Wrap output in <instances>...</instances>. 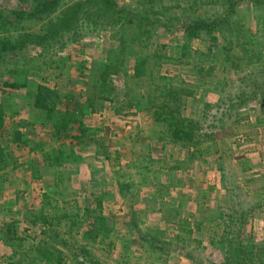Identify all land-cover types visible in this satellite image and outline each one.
Here are the masks:
<instances>
[{"label": "rangeland", "instance_id": "rangeland-1", "mask_svg": "<svg viewBox=\"0 0 264 264\" xmlns=\"http://www.w3.org/2000/svg\"><path fill=\"white\" fill-rule=\"evenodd\" d=\"M79 1L82 0H64L59 12L43 21H17L14 12L30 11L31 2L0 0V9L13 23L2 28L0 36L16 40L27 33L39 34L41 28L57 21L62 9ZM117 1L154 22L145 25L153 35L144 51L166 56L161 64L148 69L151 79H115L120 96L126 90L132 92L133 98L142 99V110L115 114L112 104L102 103L104 106L95 112L81 114L74 110V102L69 103L72 107L66 112L54 114L64 116L62 122L76 120L69 123L75 132L60 140L54 132V120L30 103L27 92L32 93L37 84L58 89L62 94L73 92L75 98L85 102L84 92L90 89L84 84L88 82L85 75L91 69H100L117 40L114 31L94 30L88 19L82 22V18L78 25L82 36L78 41L69 43L73 34L65 32L67 46H54L55 61L70 58L61 71L45 66L35 69L28 64L26 57L40 50L34 46L22 50L20 56L9 55L0 65V71L14 69L17 64L28 66L32 80L30 89L11 90L3 85L9 76L0 78V105L11 106L7 126L20 127L28 140L13 149L21 166L9 169L6 181L0 177V233L4 237L0 241V264H8L14 254L16 260L23 259L24 254L29 262L30 248L43 240L63 252L65 264H78L82 258L100 264H264V257L254 259L231 250L232 244L237 247L239 243L246 249L249 242L264 247V68L247 66V61L235 57L240 55V49H226L221 41L211 47L209 37L194 39L184 48L176 33L168 35L156 24L174 15L187 21L221 16L231 25L240 20L245 30L260 37L254 27L262 21L257 23L256 19L264 15L263 3L236 0L238 7L231 17V4L225 0H205L209 4L199 6L196 12L190 8L192 0H154L158 3L154 8L146 0H142L145 4L141 0ZM133 59L129 61L130 74ZM172 88L183 91L172 94ZM163 105L195 122L198 127L194 131L207 136L203 144L187 150L181 144L161 141L162 124L155 120L157 108H150L161 109ZM81 122L100 143L98 148L104 149V155L95 154L93 145L79 151L86 139H75L80 136L77 129ZM38 147L42 151H37ZM72 148L83 154L82 164L48 169L42 161V152L69 153ZM30 162L41 167L42 181L38 184L30 181ZM56 182L58 188H53ZM54 192L58 195L51 204L44 196ZM89 209L105 221L104 233L95 232L96 241L84 236L93 225L87 219ZM42 211L52 215L51 230L61 232L66 239L70 237L71 245L79 241L78 246L91 255L85 258L55 236L43 235V228L35 225L32 217V213ZM242 221L245 224L241 226ZM8 224L16 225L14 231L8 229ZM145 236L156 242V249L150 248Z\"/></svg>", "mask_w": 264, "mask_h": 264}, {"label": "trees", "instance_id": "trees-1", "mask_svg": "<svg viewBox=\"0 0 264 264\" xmlns=\"http://www.w3.org/2000/svg\"><path fill=\"white\" fill-rule=\"evenodd\" d=\"M25 1H27L26 3L31 2V9L28 12H14L17 21H20L24 18L28 19V21H43L44 19L50 18L52 15H54V13L59 12L64 2V0ZM146 1L147 5L152 8L158 4L154 2V0ZM191 2L192 4L190 5V8L195 12L198 10L199 6L207 5V3L209 4V2L205 0H192ZM225 2L231 4V12H229L228 15L233 17V11L237 10L238 2L236 0H225ZM255 2L258 4L263 3L262 5H264V0H255ZM60 14L61 16L57 19V21L49 23L41 28L39 30V34L27 33L19 36V38L16 40H12L9 37L0 36V65L6 61L9 55L20 56L22 50L27 49V47L34 46L35 49L38 47L40 50H37L36 54L31 53V55L34 56H30L29 54V56L26 57L29 62L28 64H32L33 67L35 66V69H42V66H45L48 68V70L61 71L66 66V64L70 62V58H56L55 61L54 50L56 48H54V46L59 43L61 44L60 49L67 46V43L64 42V38L66 36L65 32H72L73 34L71 37H69L70 39L68 38L69 43L78 41L81 36L80 32L78 31V25L80 24L82 18V22H85L88 19L87 22H90L94 26V30L106 31L105 29H111L114 31L113 37L117 38L116 47L106 53L105 63L100 67V69H91L89 75H85L84 79H87L88 82L84 84L90 88L88 91L85 90L89 93L85 95L86 92H84V96H86L85 102L81 103V98H75L73 92L62 94L60 90L43 84H37L36 88L32 89V93L27 92V97L30 100V103H32L34 109L37 111L47 112L48 117L54 120L53 128L55 135L61 140L63 138L66 139L71 137V134L73 135L75 132L71 128L70 124L75 123L76 120L70 119L68 121L62 122V120L65 119L63 118L64 116L55 115L58 113L63 114L66 112V108L68 107L70 109L72 106H70L69 103L72 102L75 103L74 110H77V113L81 114H83L82 112H95L104 106L102 103L112 104L115 114H123L127 110H142V99L140 101L136 100V98H133L132 92L126 90L124 96H120V90L115 84V79L122 78L123 82H127L128 79L133 82H143L146 78L151 77L148 69L152 67L155 68L156 64L160 63L163 57L166 58V56L162 57L156 52L152 54L151 50L144 51V49L148 50L153 35L151 28L146 29L145 25H152L154 22L148 17L139 16V13L134 9H128L126 7L120 6L117 0H82L66 6L60 11ZM259 19L262 21L258 23L257 21ZM153 20L155 21V19ZM256 22L259 24V26L257 24L254 28L260 37H256L255 35L248 32V30H245L240 20L239 22L234 21L231 25L230 20L221 16L211 19L198 18L197 20L187 21L183 18L179 19L174 15L170 18H166V21H159L156 24L159 26L161 25V27H163L162 29L169 33L168 35L174 36L176 33L177 36L183 40L182 47L184 48H188V43L194 39L203 37L205 40L207 37H209L210 40L208 41L211 47H215V45L221 41L225 44L226 49H231L233 51L235 50L234 48L240 49V55H236V59L240 58L242 61H247L246 64L249 67L257 66L263 69L264 41L262 40H264V15L257 17ZM10 24L13 23L9 21L8 15L0 9V31L2 28L8 27ZM75 26L77 27L75 28ZM74 28L76 30L73 31ZM215 33L219 34L218 37L214 36ZM136 46H139L138 49ZM131 58L134 59L132 62V73L130 74L129 61ZM22 67L23 66H21V64H17L15 65L14 69L0 71V78H2V80L9 76L8 80L3 83L4 87L11 90L30 89V83L32 84V80L29 79L28 66L25 68ZM33 75L35 76V74H32L31 77ZM161 80L166 79L161 78ZM177 90L180 91L182 89L172 88V94L176 93L175 91ZM153 108H157L155 112V120L157 123L162 124V132L160 135L161 141H168L172 144H181L182 148L189 150L202 145L204 138H207L206 135L200 136L197 133L198 131H194L195 128L198 127L195 122L187 118H183L180 115V112L177 110H172L169 105H163L161 109L158 106H153L150 109L152 110ZM10 110V105L7 107L4 104L0 105V172H4L2 175H0V177H5L4 181H6V176L9 174V169H17L19 166H21L18 163L19 158L14 157L13 149L19 148L22 144H26L28 142L27 138H25L26 136L23 130H21L20 127L11 128L7 126L8 115L10 117ZM78 127L77 131L79 132L80 136L76 137L75 139L82 142L83 137H86L84 142H82L84 143L81 147L82 150L79 151H86L93 145L95 147H93V149H95V154L101 155L103 153L104 155L105 152H102L103 148H98L100 143L96 141L92 133H87V129L84 128L82 122ZM84 129L85 131H83ZM3 135L8 137L3 139ZM33 149L35 148H31V150ZM37 151H42L41 147H38ZM81 152H77L75 148H72L69 153L66 152V150H52V152H42L41 157L43 163H47L48 169L60 168L64 164H68L73 167L84 162L82 158L83 154L81 155ZM106 154L108 156L107 159H110L109 154L107 152ZM40 168L41 167L38 163L35 164L30 162V167L28 170L33 175H31L30 181H32L34 184H38L42 181V173H40L39 170ZM59 181L62 182L60 179ZM53 188H58V182L53 184ZM56 195H58V192L51 194L48 193L44 196V198L48 197L46 199H48L50 203H54L53 199ZM49 202L47 204H49ZM99 207L100 205L97 203V209ZM93 211L94 210L90 209L87 210V219H90L93 223V225L90 226V228L84 234L86 240L89 239V241H96L97 237L95 232L98 231L100 234L104 233L102 227L105 226V221L101 215L95 217V211ZM42 214L43 211L32 213V217L34 218V224H39L43 228V235L50 234L52 237L55 236L61 243H63L64 246L70 245L74 247L73 249L80 251V254L85 256V258L87 255H91L86 250V248L78 246L80 244L79 241H76V244H73V246L71 245L70 237L66 239L64 236H62L61 232L54 229L51 230L50 226L53 225V223H51L52 215L45 213L43 215ZM74 224L75 222L71 223L69 227L71 230L69 233L72 232ZM244 224L245 222L242 221L240 225L242 226ZM6 226L8 229L14 231L16 225L8 224ZM58 226L59 223L57 224V227ZM147 238H149V236H145L144 239L145 241H148L151 246L150 248L156 249L154 248L156 242ZM0 241H4L3 236L0 237ZM241 244L242 243L237 244V247L233 246V244H230L231 250L234 248L235 251L237 250L238 255L248 254L254 259H262L264 257V247H258L257 245L249 242L248 246H246V249H242L240 246ZM30 251L32 253V260H29V262L25 261L26 258L24 257V254H21V258L23 259L20 260H16L15 257L17 254H14L11 256V261L8 264H65L64 262L66 261L63 252L58 250L55 244L50 245V243L46 242V240H43L37 244V246L30 248ZM82 259H78V264H100L95 260L84 261ZM234 264L243 263L234 262Z\"/></svg>", "mask_w": 264, "mask_h": 264}]
</instances>
